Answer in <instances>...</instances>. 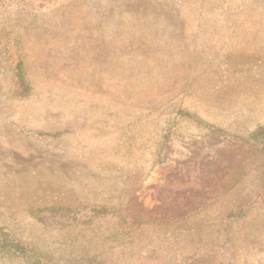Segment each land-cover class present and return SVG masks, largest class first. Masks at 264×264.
Returning <instances> with one entry per match:
<instances>
[{
	"label": "rangeland",
	"instance_id": "374dc122",
	"mask_svg": "<svg viewBox=\"0 0 264 264\" xmlns=\"http://www.w3.org/2000/svg\"><path fill=\"white\" fill-rule=\"evenodd\" d=\"M262 126L264 0H0V229L40 256L264 264Z\"/></svg>",
	"mask_w": 264,
	"mask_h": 264
},
{
	"label": "trees",
	"instance_id": "16d2710c",
	"mask_svg": "<svg viewBox=\"0 0 264 264\" xmlns=\"http://www.w3.org/2000/svg\"><path fill=\"white\" fill-rule=\"evenodd\" d=\"M16 72V79H17V85L18 89L21 91L22 94H25L29 90V86L27 85L25 81V74H24V67H23V61L19 59V61L16 64L15 67ZM242 144L244 145H250L253 147H264V126L259 127L256 129L247 140L242 141ZM213 160L206 161L202 159L199 164L194 163V167L198 166V168L201 169V172H204L206 169V166L210 167L213 164ZM197 168V169H198ZM195 168H187L186 173H180L179 171H171L170 176H175L178 178L185 177L188 178L190 174L197 170ZM209 178V175L206 176L205 174H202L201 181L202 183H206V179ZM191 190V191H190ZM185 189L182 192L176 193V197L170 198V204L175 211L178 210V215H175V218L183 217L188 211H198L206 204V197H204V194L202 196H197V193L201 192L202 189H195L191 187V189ZM206 195V194H205ZM179 200H182L181 203H178ZM102 212V211H100ZM243 215V211H240L238 213H231L228 215V217H241ZM134 220H137L139 222H143L142 217H134ZM0 253L9 255L11 257L21 258L23 259L26 264H61L59 262H55L53 260L47 259L43 256H40L37 252L34 251L31 247L24 244L21 241L16 240L15 238L11 237L8 232L4 231L3 229H0ZM73 264V263H72ZM75 264H78L77 262Z\"/></svg>",
	"mask_w": 264,
	"mask_h": 264
}]
</instances>
